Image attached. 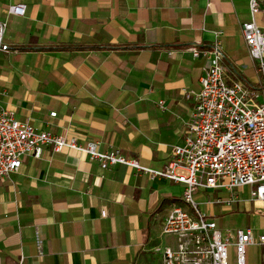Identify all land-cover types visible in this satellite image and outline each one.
Masks as SVG:
<instances>
[{"label":"crops","instance_id":"obj_1","mask_svg":"<svg viewBox=\"0 0 264 264\" xmlns=\"http://www.w3.org/2000/svg\"><path fill=\"white\" fill-rule=\"evenodd\" d=\"M18 4L24 14H9ZM249 19L248 0H0L1 105L36 130L163 170L183 143L195 103L186 94L199 91L216 42L226 81L261 94L241 29ZM255 21L264 29V6ZM184 187L44 147L0 178V264H161L154 248L174 244L161 229L174 205L186 207ZM196 198L222 220L227 207L210 213ZM263 254L248 245L245 264ZM228 264H237L233 247Z\"/></svg>","mask_w":264,"mask_h":264},{"label":"built area","instance_id":"obj_2","mask_svg":"<svg viewBox=\"0 0 264 264\" xmlns=\"http://www.w3.org/2000/svg\"><path fill=\"white\" fill-rule=\"evenodd\" d=\"M263 6L264 0H248L250 19L241 24L248 54L261 76V94L240 82L226 81L216 42L199 91L186 94L193 95L195 103L183 143L174 147L163 170L143 167L117 149L101 152L97 142L81 145L74 136L36 130L15 119L0 102V178L16 173L23 156L38 157L44 147L76 150L97 160L103 169L123 164L152 178L164 176L184 184L182 202L186 207L174 205L163 221L161 233L172 237L174 244L154 248L161 264H228L231 247L236 263L245 264L248 245L264 248V227L258 232L251 226L223 231L211 215L201 210L196 192L205 196L211 192L203 204L229 207L237 202L233 191L248 186L249 200L264 208V29L255 21ZM24 10L22 4L12 5L8 13L22 16ZM5 27L6 22L0 21V51ZM192 52L194 56L209 54L198 49ZM260 95L262 100H258ZM55 114L50 112L51 116ZM222 191L231 195L222 197ZM101 213L105 215V211Z\"/></svg>","mask_w":264,"mask_h":264},{"label":"rangeland","instance_id":"obj_3","mask_svg":"<svg viewBox=\"0 0 264 264\" xmlns=\"http://www.w3.org/2000/svg\"><path fill=\"white\" fill-rule=\"evenodd\" d=\"M211 192H208L204 197H208ZM222 197H229L230 192L222 191L220 193ZM235 199L238 205L233 203L231 206L225 208V212L222 215V220H219L218 216H213V218L219 222L220 227L223 231L226 229H237L246 228L251 226L255 229H259L264 226V208L259 205V203L249 200V187H241L240 189H235L233 191ZM236 205V206H233ZM206 210L205 206H201ZM221 207H208L207 210L210 213H214V209H220ZM231 248H229L230 253Z\"/></svg>","mask_w":264,"mask_h":264}]
</instances>
